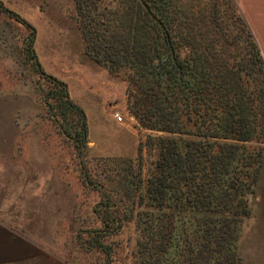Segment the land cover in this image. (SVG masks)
<instances>
[{
	"label": "rangeland",
	"instance_id": "rangeland-1",
	"mask_svg": "<svg viewBox=\"0 0 264 264\" xmlns=\"http://www.w3.org/2000/svg\"><path fill=\"white\" fill-rule=\"evenodd\" d=\"M98 1L123 18L136 11L133 0ZM139 1L142 18L158 12L153 26L175 34L180 57L202 43L247 59L243 17L264 60V0ZM125 79L85 52L75 0H0V213L67 264H264V152L248 211L232 213L229 228L223 213L200 225L190 203L166 250L150 248L165 211L146 204L155 156L144 149L140 160L138 146L164 134L140 126Z\"/></svg>",
	"mask_w": 264,
	"mask_h": 264
},
{
	"label": "trees",
	"instance_id": "trees-1",
	"mask_svg": "<svg viewBox=\"0 0 264 264\" xmlns=\"http://www.w3.org/2000/svg\"><path fill=\"white\" fill-rule=\"evenodd\" d=\"M75 5L85 52L110 72L126 74L131 112L140 126L164 134L148 135L138 146L140 160L144 149L155 156L146 204L165 211L150 248L166 250L173 222L186 217L190 203L200 225L210 220L208 213H223L219 221L229 228L232 213L248 211L244 197L255 189L264 152V60L247 22L241 18L247 59H231L226 48L202 43L180 57L175 34L153 26L158 12L142 18L139 0L130 5L137 20L118 16L116 8L101 9L98 0ZM44 75L61 86L66 107L78 112L65 84ZM209 244L201 241L200 250ZM234 255L231 250L226 262Z\"/></svg>",
	"mask_w": 264,
	"mask_h": 264
},
{
	"label": "crops",
	"instance_id": "crops-1",
	"mask_svg": "<svg viewBox=\"0 0 264 264\" xmlns=\"http://www.w3.org/2000/svg\"><path fill=\"white\" fill-rule=\"evenodd\" d=\"M0 264H67V261L19 231L0 213Z\"/></svg>",
	"mask_w": 264,
	"mask_h": 264
},
{
	"label": "built area",
	"instance_id": "built-area-1",
	"mask_svg": "<svg viewBox=\"0 0 264 264\" xmlns=\"http://www.w3.org/2000/svg\"><path fill=\"white\" fill-rule=\"evenodd\" d=\"M113 117H114L116 120H118V121H121V120H122V117H121V115H120L118 112H115V113L113 114Z\"/></svg>",
	"mask_w": 264,
	"mask_h": 264
},
{
	"label": "bare ground",
	"instance_id": "bare-ground-1",
	"mask_svg": "<svg viewBox=\"0 0 264 264\" xmlns=\"http://www.w3.org/2000/svg\"><path fill=\"white\" fill-rule=\"evenodd\" d=\"M57 40V39H56ZM90 97V96H89Z\"/></svg>",
	"mask_w": 264,
	"mask_h": 264
}]
</instances>
